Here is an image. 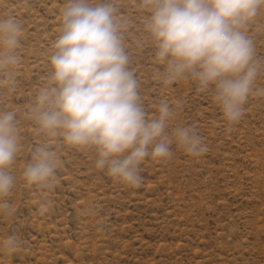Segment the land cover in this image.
I'll list each match as a JSON object with an SVG mask.
<instances>
[{"label":"rangeland","instance_id":"374dc122","mask_svg":"<svg viewBox=\"0 0 264 264\" xmlns=\"http://www.w3.org/2000/svg\"><path fill=\"white\" fill-rule=\"evenodd\" d=\"M65 2L0 0V19L13 17L22 28L11 82L0 85V112L15 114L20 137L7 169L13 186L0 197V242L15 236L17 243L0 249V264H264V67L241 118L230 123L214 84L202 89L190 73L164 83L167 61L157 59L145 30L151 11L140 0H112L128 22L122 47L146 120L165 106L170 113L163 133L171 155L145 157L140 183L130 185L96 166L95 147L37 134L28 116L49 83ZM244 31L264 64V7ZM178 128L192 129L206 151L192 155L179 146ZM43 146L57 159L51 189L23 176Z\"/></svg>","mask_w":264,"mask_h":264},{"label":"clouds","instance_id":"9594fccd","mask_svg":"<svg viewBox=\"0 0 264 264\" xmlns=\"http://www.w3.org/2000/svg\"><path fill=\"white\" fill-rule=\"evenodd\" d=\"M139 7L151 11L145 30L155 41L157 59L167 61L164 83L190 73L202 89L214 84L225 118L237 122L264 67L254 59L253 41L244 31L264 0H140ZM118 13L112 0H66L49 83L28 116L37 134L60 135L73 147H95L98 168L107 167L113 177L138 185V165L145 157L171 155L172 139L163 133L170 113L165 106L158 119L146 120L122 47L128 22ZM21 32L15 18L0 19V74L6 76L0 85L11 82L9 69L16 63ZM14 119L13 112H0V197L13 186L7 169L20 147ZM175 139L189 154L206 151L190 128L176 129ZM56 167L55 153L38 147L23 176L29 184L51 189ZM16 243L10 236L0 249L10 250Z\"/></svg>","mask_w":264,"mask_h":264}]
</instances>
